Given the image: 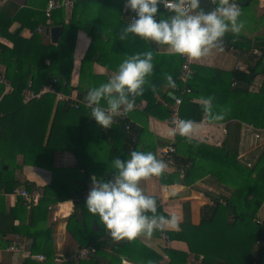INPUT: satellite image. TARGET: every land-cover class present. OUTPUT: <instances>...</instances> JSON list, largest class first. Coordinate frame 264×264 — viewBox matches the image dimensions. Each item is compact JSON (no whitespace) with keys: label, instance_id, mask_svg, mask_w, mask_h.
Returning <instances> with one entry per match:
<instances>
[{"label":"trees","instance_id":"1","mask_svg":"<svg viewBox=\"0 0 264 264\" xmlns=\"http://www.w3.org/2000/svg\"><path fill=\"white\" fill-rule=\"evenodd\" d=\"M216 1L206 0L204 9L207 11L214 8ZM124 3L125 0H76L68 23H64L62 9L53 11L50 18H46L43 12V19L31 25L33 28L41 30H49L51 27L60 28L57 42L47 47L3 33L10 40L12 47L0 57V74L10 83L12 91L5 95L6 99L2 103L0 102V246L4 247L15 240L26 239L30 254L43 257L39 262L26 258L19 264H54L52 231L45 224L47 209L52 204L69 200L74 193L66 186L45 185L39 189L41 199L31 207L30 211L27 210L26 203L21 197H17L13 207L5 210L2 195L13 192L18 186L33 188L30 182L20 183L13 179L14 168L30 165L51 170L54 151L73 148L76 133L70 124L67 125L70 131L58 132L61 126L59 116L64 115L68 121L77 123L82 108L80 106L74 109L67 103L56 101L49 93L43 94L38 100L24 104L21 91L26 88L27 83L30 82L31 90L37 92L54 78V87L57 91L69 94L75 89L77 98L84 101L83 97L89 87L107 81L105 76L92 72L94 63L115 72L117 65L127 56L151 51L153 65L158 63L156 66L158 69L154 68L153 73L145 78L143 94L138 96L146 102L145 110L156 107L160 113L156 114L151 110L153 116L168 118L173 105V99L168 93L178 96V91L182 87L178 82L180 56L158 54L157 44L132 34L120 39L122 29L128 23L122 15ZM161 12L163 11L158 8V15ZM54 16L57 18L54 19ZM79 23L85 24L89 46L80 61L78 85L72 87L70 75L74 35ZM222 43L225 44V48L234 47L245 53L243 60L247 64V71L215 70L212 71L214 77L211 80L203 78L199 81L196 77L193 79V74L200 70L191 65L193 74L186 84L191 94L182 99L178 108L179 117L195 123L201 122L202 119L210 121L214 112L213 106L220 104L232 108L235 119L254 127L264 128V40L254 43V46L261 51V56L256 60L248 54L252 47L251 43L239 40L237 35L232 37L224 35ZM47 60L50 64H46ZM51 62H56L55 68ZM257 75L263 77L262 85L258 91L252 92L248 87ZM169 76L172 78L171 86L167 80ZM194 81H199V84ZM233 81L236 82L234 86L231 85ZM4 94V87L0 85V99ZM195 95H205L206 98H210V105L190 103L189 99ZM88 112L81 137L87 149H94L112 157L118 152L119 139L125 141L122 150L126 156L136 148L135 143L141 130L130 123L125 115V118L114 117L110 127L104 128L92 120L90 110ZM51 113L52 118L47 126ZM25 114L34 117L35 121L23 125L20 118L25 117ZM10 121H12L11 125L8 124ZM42 121L43 123H40ZM126 123L129 124L128 133L124 129ZM20 126L25 130L24 133L18 131ZM46 127L48 130L45 135ZM178 139V136L175 137L174 145L182 149ZM21 142L25 150L14 152L12 146ZM149 149L147 151H150ZM219 152L222 154L221 163L225 168L224 171H231L229 169L233 166V171L237 175V179L231 181L234 188L232 194L225 200L203 209L198 226L190 223L189 212H185L179 230L169 232L168 237L171 240L185 242L190 253L196 256L202 254L203 258L199 264H264V221L259 223L257 221L258 209L264 201V170H258L257 166L247 168L238 164L223 147ZM17 154L22 155L20 164H15ZM197 154L196 157L191 156L188 150V157L186 160L183 159L182 163L190 162L194 166L203 162L204 155L203 152L200 153L199 148ZM84 171L85 180L90 181L89 177L93 173V176L103 179L111 178L114 168L99 174L96 170ZM189 172L190 169H186L184 179L192 177ZM74 195L78 200L72 205L67 230L71 235H74L73 230L77 231L80 248L91 246L95 250L76 264H123L122 260L135 264H160V254L139 239L144 234L131 240L109 236L100 224L99 218L89 213L85 207L86 197H82L78 191H75ZM156 201L157 213L167 216L158 205L157 199ZM159 235L160 230H153L149 236L159 237ZM255 243L257 250L253 256ZM165 253L169 257L168 264L187 263V253L174 249H167Z\"/></svg>","mask_w":264,"mask_h":264},{"label":"crops","instance_id":"2","mask_svg":"<svg viewBox=\"0 0 264 264\" xmlns=\"http://www.w3.org/2000/svg\"><path fill=\"white\" fill-rule=\"evenodd\" d=\"M48 1L49 0H6L3 4H0V57L6 54L12 47L10 40L3 35V33L20 40L33 42L46 47L53 44L50 42L49 30H41L42 32H38L37 28L31 26L34 25L36 21L43 19V12ZM204 1L205 4H201L203 8L207 3L206 0ZM218 2L219 0L216 1V4ZM235 2L240 8L252 4L250 7L252 13H250V17L246 19L243 15L242 17L240 16L239 19L243 21V28L240 33L234 34L228 31L225 35L230 37L237 35L239 40L246 42L252 40V47L248 54L253 56V60H256V58L261 56V51L254 46V43L259 40H264V35L261 36V32H264V0H235ZM71 10L72 8L70 11L63 10L64 23L69 22ZM253 11L255 12L253 13ZM130 13L131 12L125 8L124 3L122 15L125 21H128ZM56 18L57 17L54 16V19ZM78 25L74 35L73 63L70 75V85L72 87L78 85L80 61L89 46V38L85 33V24L79 23ZM40 39L45 43H40ZM156 51L158 54H168L165 52L164 47L159 45H157ZM255 51L260 53V55L254 54ZM244 55L245 53H242L238 48H225V44L223 45L221 42L220 46L218 48H213L207 56L196 60L192 59V66L200 70L198 73L194 72L193 79L196 77L199 81L203 78L211 80L214 77L212 71L215 70L229 72L235 69L245 72L247 71V64L243 60ZM46 64H50V62L47 60ZM51 64L53 68L56 67V62H51ZM156 66H158V63L154 65V68L158 69ZM92 72L97 75L105 76L107 80L114 75V71L108 70L98 63L92 65ZM262 80L263 77L257 75L253 78L251 83L253 82L257 87L259 85V89L262 85ZM199 81L194 82L198 83ZM69 94L73 97H77V91L75 89L70 91ZM5 99L6 96L4 94L0 102L2 103ZM207 99L209 98H206L205 95H195L189 99V101L190 103L208 106L210 103H205ZM156 104L157 103H155V105ZM145 106L146 102L136 97L132 110L128 112L121 110L126 118H128L127 120L141 130L135 143V150L147 151L149 148H152L149 150L155 153L160 147L168 144L174 145L175 137L177 136L179 137L178 143L182 146V149H180L174 145L176 151L172 163L167 167V175L165 178L161 176L150 177L140 183V187L146 195H151L158 200V205L161 207L163 213L167 216L175 215L177 217L178 226L176 228H164L167 236L169 232L179 230L185 212H189L190 223L194 226H198L200 224V216L203 209H207V207L225 200L232 194L234 188L232 186L233 182L231 184V181L237 179V175L235 171H233V166L229 169L231 171H224L225 168L221 163L222 154L219 152L222 147L226 150L227 154L235 158V162L238 164L246 166L247 168H254L257 166L258 170H264V128L254 127L251 124L235 119V112L232 111V108L224 107L220 104L214 105L212 108L214 109L212 120L206 121L202 119L201 122H196L189 137H183L178 133L175 135L172 134L174 127L168 124V118L161 119L152 115L151 110L156 114L160 113L156 107L145 110ZM88 110L90 109L86 107L81 108L77 123L68 121L64 115L59 116L61 126L57 131H70L68 129L69 126H67L70 124V127L75 131L76 135L72 149L67 150L61 148L54 151L51 160V170L24 165L21 168H14L12 174L13 179L20 183L24 181L30 182L32 186L38 190L45 185H62L71 188L72 193L75 194V191H78L82 197H86L91 181L85 180L84 170H96L97 174L106 172L113 168L111 162L114 157H119L121 159L126 157V153L122 150L125 145L124 139H119L117 142L118 152L112 157L94 149H87L81 137L83 128L87 122ZM24 116L25 117L20 118V122L23 125L35 121L34 117H28L27 114ZM217 116H222V119H216ZM51 118L52 113L51 115L49 114L47 126ZM40 123H43V121ZM8 124L11 125L12 121ZM16 124H18V122ZM47 130L48 127L45 128V135ZM18 131L25 132L21 126ZM12 147L14 152L25 150L23 142ZM198 148L200 153L203 152L204 161L194 166L193 164L191 165L190 162L183 164V159L186 160L188 157V150H190L191 156L196 157L198 156V154L196 155ZM11 154L13 155L12 152ZM15 157V164H20L22 155L17 154ZM261 160L262 164L260 165ZM186 169H190L189 173L192 176L191 178L184 179L183 176ZM93 175L94 173L90 176ZM252 177H254V174ZM19 187L22 186H18L17 188ZM74 194L69 200L60 202L56 205L52 204L48 206L52 207V209H47L48 213L45 224L47 227H50L52 231L53 249L55 252L54 264L59 263L57 260L64 259L81 249L77 241L79 237L77 231L73 230L75 233L72 231L74 235H71V233H69L70 231L67 230V225L69 224L68 217L72 211V205L78 200V197ZM2 196L5 210L15 205L17 197L14 196L12 192L3 194ZM257 221L258 223L264 221V201L258 209ZM139 239L142 243H145L146 246L160 254V264H168L169 257L166 262L162 263L165 252L160 237L143 235L140 236ZM15 241L23 243V251L19 253H9L3 250L5 246H0V264H19L26 258L39 262L34 258L36 255L30 254L26 239ZM170 241V247L167 249H174L188 254L186 264H199L202 261V259L198 258L199 256L203 257L202 254L196 256L190 253L185 242L171 239ZM256 250L257 244L255 243L253 256ZM193 258L194 261L192 260ZM76 263L77 262H74V264ZM122 263L135 264L126 260H122Z\"/></svg>","mask_w":264,"mask_h":264},{"label":"clouds","instance_id":"3","mask_svg":"<svg viewBox=\"0 0 264 264\" xmlns=\"http://www.w3.org/2000/svg\"><path fill=\"white\" fill-rule=\"evenodd\" d=\"M201 4L202 0H125V8L134 15L128 18L120 39L132 34L164 47L171 55L193 60L207 56L220 46L226 32L240 33L243 21L235 0H219L207 11ZM159 7L167 9V14L158 15ZM152 60L151 51L134 53L117 65L107 81L89 87L83 99L90 118L108 128L121 110H132L135 98L143 94L145 78L153 73ZM167 80L171 86L172 78ZM205 103H210V98ZM194 125L192 120L180 119L172 134L189 137ZM111 163V178L89 177L91 185L84 201L109 236L131 240L140 234L150 235L153 230L178 226L175 215L157 213L156 199L140 187L141 181L162 174L166 167L163 160L151 151L133 149L124 159L114 157Z\"/></svg>","mask_w":264,"mask_h":264},{"label":"built area","instance_id":"4","mask_svg":"<svg viewBox=\"0 0 264 264\" xmlns=\"http://www.w3.org/2000/svg\"><path fill=\"white\" fill-rule=\"evenodd\" d=\"M6 0H0V4H3ZM93 1V0H89ZM76 0H49L46 4L44 15L46 18H50L51 13L57 9H62L65 11H70V9L75 4ZM134 13H132L130 16H133ZM129 16V17H130ZM129 22V19H128ZM38 32H42L40 28H37ZM256 55H260L257 51L254 52ZM181 58V66L178 74V82L181 84V89L178 91V96H175L173 99V105L171 106V113L167 119L168 124L171 127H175V124L180 120L178 108L179 105L182 102V99L185 97H188L191 94V90L187 88L186 84L188 81V78L193 74V70L191 69L192 65V59L186 57V56H180ZM240 69V68H237ZM55 79H51V81L42 87L37 92H33L31 90V84L30 82L27 84L26 88H24L21 91L22 101L23 103H28L32 100H38L43 94L49 93L52 94L57 101H61L64 103L69 104L72 108L78 109L80 106L85 107V102L80 100L77 97H73L71 94H64L61 92H58L54 87ZM260 83V82H259ZM236 82H232V86H234ZM0 85L4 87L5 95L10 94L12 91V87L10 83L0 74ZM259 87V85H258ZM258 87L253 84V82L249 85L248 89L252 92H256ZM121 118H125L123 112H120L119 116ZM125 131L129 132V124L126 123L124 126ZM175 147L172 144L165 145L163 147L158 148L154 155L165 162L166 167L162 174L160 175L162 178H165L167 175V167L172 163L173 156L175 154ZM12 194L16 197H21L25 203L27 210H30L33 205H35L40 199H41V192L37 188H31L26 189L23 187H19L13 190ZM52 207H48V210H51ZM160 239L163 242V250L170 247L171 241L169 237L167 236L166 232L163 229H160ZM24 249V245L20 241H14L12 244H9L3 248L5 252L9 253H19L22 252ZM94 248L91 246L81 248L76 253H73L64 259L57 260L60 263H67L71 264L74 262H77L82 259H86L90 253H94ZM35 259L38 261H41L43 257L41 255L34 256ZM168 256L165 253L162 258V263L166 262ZM199 259H202L203 257L199 256ZM194 261V258L192 259Z\"/></svg>","mask_w":264,"mask_h":264},{"label":"water","instance_id":"5","mask_svg":"<svg viewBox=\"0 0 264 264\" xmlns=\"http://www.w3.org/2000/svg\"><path fill=\"white\" fill-rule=\"evenodd\" d=\"M204 4H205V1L202 0V5H204ZM159 8L161 10L165 11V12H168L167 9H163L162 7H159ZM48 32H49V36H50V42L53 43V44L56 43L57 40H58L59 34H60V28L59 27H51ZM39 42L40 43H45L41 39L39 40ZM169 96H170L171 99L175 98V95L172 94V93H170Z\"/></svg>","mask_w":264,"mask_h":264},{"label":"rangeland","instance_id":"6","mask_svg":"<svg viewBox=\"0 0 264 264\" xmlns=\"http://www.w3.org/2000/svg\"><path fill=\"white\" fill-rule=\"evenodd\" d=\"M251 5L252 4H250V5H248L247 7L246 6H244L243 8H240L241 9V17H242V15L244 16V18L246 19V18H248V17H250V13H252L251 12V10H250V7H251ZM255 11H253V13H254ZM252 15V14H251ZM261 21V20H260ZM262 22V21H261ZM264 35V32L262 33L261 32V36H263ZM241 36V35H240ZM247 42H252V40H250V41H247ZM223 44V43H222Z\"/></svg>","mask_w":264,"mask_h":264}]
</instances>
